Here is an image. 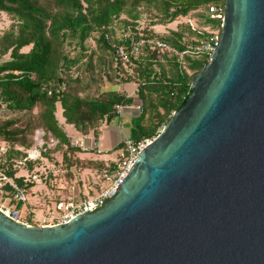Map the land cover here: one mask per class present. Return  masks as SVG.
Returning a JSON list of instances; mask_svg holds the SVG:
<instances>
[{
	"label": "water",
	"instance_id": "1",
	"mask_svg": "<svg viewBox=\"0 0 264 264\" xmlns=\"http://www.w3.org/2000/svg\"><path fill=\"white\" fill-rule=\"evenodd\" d=\"M190 90L103 207L43 226L0 208V264H264V0H225Z\"/></svg>",
	"mask_w": 264,
	"mask_h": 264
},
{
	"label": "trees",
	"instance_id": "2",
	"mask_svg": "<svg viewBox=\"0 0 264 264\" xmlns=\"http://www.w3.org/2000/svg\"><path fill=\"white\" fill-rule=\"evenodd\" d=\"M211 5L224 7L225 0H0V12L18 20L16 29L0 36V56L6 53L11 56L0 63V97L9 106V115L0 122V143L8 145L0 154V166L7 176L28 189L36 184L31 177L17 175L15 158L26 155L23 149L32 148V137L38 128L43 129L46 138L58 140L55 148L63 150L60 167L67 170L64 173L68 177L86 169L93 173L105 167L103 161L81 157L82 150L71 145L70 135L56 115L59 106L66 123L83 134L92 131L98 134L103 123L118 119L121 112L117 111V105H122L123 111L133 107L130 138L135 141L154 138L173 112L185 104L192 80L210 60V54L201 51L180 57L173 50L145 45L137 58L124 63L117 49L123 46L129 50L132 39L141 37L163 40L177 51L185 50L186 40H192L194 45L209 41L212 35L196 31L188 23L162 35L152 29L144 31L137 23L141 7L158 10L160 23L164 25L203 7L205 22L221 30L222 20L209 15ZM119 23L123 24L122 29ZM118 30H122L121 37ZM93 36L96 48L87 44ZM25 47L29 50L23 52ZM133 63L138 77L120 79L125 83L138 81L137 94L102 87L100 81L107 76L106 66L114 68L116 76H122L123 65ZM94 72L98 73L97 78ZM93 84L96 94L91 92ZM136 104L141 108L135 109ZM118 147H124L123 140ZM36 163L35 171L40 176L57 179L60 176L49 170L44 173L40 161L28 160L29 170ZM86 180L91 182V176ZM77 184L83 186V179L79 178ZM3 189L9 196L14 187L6 183Z\"/></svg>",
	"mask_w": 264,
	"mask_h": 264
},
{
	"label": "rangeland",
	"instance_id": "3",
	"mask_svg": "<svg viewBox=\"0 0 264 264\" xmlns=\"http://www.w3.org/2000/svg\"><path fill=\"white\" fill-rule=\"evenodd\" d=\"M141 10H142V14H141V18L139 22L137 23L138 25L137 27L143 28L144 31L154 30L155 33H158V35L170 34L172 29H178L181 27H185L187 23L190 24V26L196 31L201 30V31H204V33H207L212 36L215 35V32L218 30L212 25L205 22L204 14L206 13V9L203 7L189 13L188 15L184 17H179L178 19H176L175 21L167 25L160 23V20H159L160 12L156 10L155 8L141 7ZM17 22L18 20L11 14L7 12H0V36H2L4 33L9 31L11 28L16 29ZM119 25L121 26L120 29H122L123 24L119 23ZM121 34H122V30H118L117 35L121 37ZM95 35L97 34H94V36ZM94 36L87 41V44L92 48H96V41L95 39H93ZM194 39L196 40L197 37H195ZM28 50H29V47H25L23 48L22 51L26 52ZM10 59H11L10 53H6L0 56V63L10 60ZM84 61H86V59H84L82 62ZM105 68H106L107 76L104 77L100 81L104 89L108 90L111 88H117V90L119 89L120 91L126 90V92L129 95L137 94L138 81H132L130 83H125L124 80L120 79L124 76H131V77L137 76L138 77V73L136 70V63L127 65V66L123 65V69H122L123 71H120L122 74H124L122 76H120L119 74H117L116 76L115 75L116 71H114V68L108 69L107 66ZM190 73L192 72L190 71ZM94 75L97 78L98 73L94 72ZM95 87H96L95 84H93L91 87V90H92L91 92H93V94H96L98 92L97 90H95ZM59 111L60 112L62 111L61 106L58 107L57 112H56L58 118L60 117ZM35 113H38L37 108L35 109ZM62 117L63 116H61V118ZM68 125L71 127V129H73V132L72 130L67 128L68 126L66 127L64 125L66 128L65 127L63 128L67 129L66 132L68 131V133L70 134V140L76 137L84 138L85 143L91 145L93 143L95 136H98L100 137V143L98 144L97 149H99V151H101L104 154H108V156H117V158L119 157L118 153L121 152L122 148L120 149L119 147L116 148L115 145L118 141L122 140L124 136H126V133L124 131L128 130L127 128H123L124 131L122 128H113V130H111L110 128L101 129L100 134L97 135L94 132H90L88 134H83L80 132L81 133L80 134L76 131L73 125L71 124H68ZM32 138L34 140V144L31 149L24 150L23 148L20 147V149H23V151L26 152V155L23 157L20 156L18 158H15L16 159L15 165L18 170L17 171L18 176L30 177L33 174L38 175V178H37L38 180L36 181V184L33 187L28 189V192H27L28 203L27 204L24 203L22 205L21 217L23 220L28 221L29 223L40 225L41 222H39L34 216H31L29 214V206H34L35 208H39L45 205L52 206L54 203V198H57V196L66 198L67 195L69 196L71 194V192L79 191V188L80 189L82 188V187H78V184H77L79 178L83 179V182H84L83 191H85V189H89V183L86 179L88 175L91 176V179H92V175H91L92 173L91 171L86 169V170L81 171L80 174L68 177L66 173L61 171V170H66V169L60 167L61 161L63 160V150L62 149L58 150L55 148L58 140L52 136L50 139L46 138L45 133L43 129L41 128H38L37 130H35V133ZM0 146L5 147L8 145L7 144L4 145L3 142H1ZM44 152L47 153L46 155H50L51 159H49L46 155L43 156ZM28 160H31L34 162L40 161L43 164V167H48V168L55 167L59 171L57 170L54 171V174L60 173V176L58 177V179L52 176H48V177L45 175L40 176V174L35 171L36 167L38 166L37 163L34 165V169L31 171L29 170V167L27 164ZM55 162H57L58 164L57 163L55 164ZM105 163H110V161L105 162ZM47 171L44 173H47ZM72 184L75 187V189L73 191H70L71 189L70 185ZM79 186H82V185H79ZM6 197H7L6 191L2 188L0 190V205L3 206L4 208H12L14 205Z\"/></svg>",
	"mask_w": 264,
	"mask_h": 264
},
{
	"label": "built area",
	"instance_id": "4",
	"mask_svg": "<svg viewBox=\"0 0 264 264\" xmlns=\"http://www.w3.org/2000/svg\"><path fill=\"white\" fill-rule=\"evenodd\" d=\"M209 15L212 18H219L223 20L224 7H218L211 5L209 8ZM221 30H217L215 35L211 36L209 41H201L200 44L194 45L190 40H186V48L183 51H177L174 47H171L167 42L160 39H151L148 37H141L138 40L132 39L129 50H126L123 46L118 47L117 52L124 63H130L131 58H137L141 49L145 45L151 47H157L160 49L173 50L175 53L182 57L186 53L199 54L201 51H207L211 55L219 44ZM18 73V71H15ZM122 105H117V111H123ZM140 105H137V109H140ZM9 115L8 102L0 97V122ZM153 138H144L140 141H135L132 138H126L123 140L124 147L119 153V157L110 163H106L105 167L96 172H93L91 182H89V189L82 191L80 195H69L66 198L54 199L53 206H42L35 208L29 206V214L34 216L40 223L36 226L54 225L57 223H67L79 214L86 212H93L103 207L107 201L112 199L117 193L118 188L123 180L128 175L132 166L134 165L139 153L152 141ZM72 146L79 147L83 152L98 148V142L94 139L93 143L88 146L84 139L76 137L70 140ZM6 151V146H0V154ZM47 170L54 173L59 171L55 167H43V171ZM66 172L67 170H61ZM31 179L38 180V175L33 174ZM30 177H27L30 178ZM9 183L14 187L13 192L6 198L14 205L12 208H4L0 205V208L25 224H31L25 221L21 217V208L16 205L18 203H28L27 192L28 188L25 186H18L14 181L7 176L5 170L0 166V190L3 186ZM74 184V183H73ZM72 185L70 191H73L75 187Z\"/></svg>",
	"mask_w": 264,
	"mask_h": 264
},
{
	"label": "crops",
	"instance_id": "5",
	"mask_svg": "<svg viewBox=\"0 0 264 264\" xmlns=\"http://www.w3.org/2000/svg\"><path fill=\"white\" fill-rule=\"evenodd\" d=\"M137 105L138 104H136L134 107H135V109H137ZM130 109H133V107L132 108H129V109H127V110H125L124 112L122 111V113H121V116L117 119H115V120H113L112 122H110V123H106V124H102V126L100 127V129H99V132H98V134H100V132H101V129H111V130H113V128H127L128 130H126V131H124V129H123V131L126 133V136H124L123 138H122V140H124V139H126V138H129L130 137V131H131V123H132V117L135 115V112H134V110H130ZM60 112V111H59ZM57 115V114H56ZM59 115H60V117L58 118V116H57V118H58V120H59V123H60V125H62L63 127H67L68 129H70V130H72V132H73V129H71V127L68 125V123H66V121H65V118L64 117H62L61 118V116H63L62 115V111L59 113ZM65 125V126H64ZM65 127V128H66ZM65 130H67V129H65ZM77 131V130H76ZM78 132V131H77ZM93 132V131H92ZM67 133H68V131H67ZM78 133H80V132H78ZM69 134V133H68ZM73 134V133H72ZM81 134V133H80ZM97 134V135H98ZM70 135V134H69ZM75 135V134H74ZM82 139H84V138H82ZM98 143H100V137H98V136H95V138H94ZM122 140H120V141H118L117 143H116V145H115V147H117V145H119V143L122 141ZM88 146H90L89 144H87ZM103 150V149H102ZM87 153H89V154H87ZM79 155L81 156V157H87L88 159H98L99 161H103L104 162V160H105V162H108V161H113V160H115V159H117V156H108V154H104V153H102L101 151H99V149H93V150H89V151H85V152H80L79 153ZM118 156H119V153H118ZM104 162V163H105ZM84 183V182H83ZM89 183V182H88ZM78 187H82L81 189L79 188V191H75V192H71V194L70 195H75V193L76 194H78V195H80L81 194V192L83 191V186H79V184H78ZM68 196V195H67ZM59 198H65V197H59ZM23 205V204H22ZM22 205H21V212H22ZM53 206V205H52Z\"/></svg>",
	"mask_w": 264,
	"mask_h": 264
},
{
	"label": "bare ground",
	"instance_id": "6",
	"mask_svg": "<svg viewBox=\"0 0 264 264\" xmlns=\"http://www.w3.org/2000/svg\"><path fill=\"white\" fill-rule=\"evenodd\" d=\"M32 154H34V153H32Z\"/></svg>",
	"mask_w": 264,
	"mask_h": 264
}]
</instances>
